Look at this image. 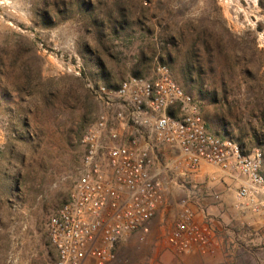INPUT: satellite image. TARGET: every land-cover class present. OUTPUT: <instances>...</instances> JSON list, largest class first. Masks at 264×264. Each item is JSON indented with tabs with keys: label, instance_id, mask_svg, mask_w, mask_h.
<instances>
[{
	"label": "rangeland",
	"instance_id": "obj_1",
	"mask_svg": "<svg viewBox=\"0 0 264 264\" xmlns=\"http://www.w3.org/2000/svg\"><path fill=\"white\" fill-rule=\"evenodd\" d=\"M157 64L211 132L262 152L264 172V0H0V264L55 260L47 222L102 109L88 83L115 87ZM213 172L190 183L215 192ZM182 196L172 184L149 231L126 241V264H264V228L232 221L212 254L167 245Z\"/></svg>",
	"mask_w": 264,
	"mask_h": 264
},
{
	"label": "built area",
	"instance_id": "obj_2",
	"mask_svg": "<svg viewBox=\"0 0 264 264\" xmlns=\"http://www.w3.org/2000/svg\"><path fill=\"white\" fill-rule=\"evenodd\" d=\"M88 87L102 109L81 135L77 179L47 222L53 264H126L123 244L149 231L177 183L183 196L167 245L178 253H214L216 235L201 201L220 194L190 183L208 169L229 179L236 211L264 222L262 152L243 153L234 140L211 132L167 66L115 87Z\"/></svg>",
	"mask_w": 264,
	"mask_h": 264
},
{
	"label": "crops",
	"instance_id": "obj_3",
	"mask_svg": "<svg viewBox=\"0 0 264 264\" xmlns=\"http://www.w3.org/2000/svg\"><path fill=\"white\" fill-rule=\"evenodd\" d=\"M263 170V169H262ZM206 175H204L202 178H204ZM229 179L223 177V175L216 170V184H217V190L216 193H219V199H216V204H212L211 196H206L201 201V206L205 210L206 214L208 215V223L209 225L214 229L215 235H216V244L217 248L220 247L222 243V237H221V228L224 229L227 226H224L228 224V222L232 221L233 223H230V225H245L249 226L253 229H263L264 228V222L260 221L259 219H256L250 214H240L238 211H236L233 208V197L234 192L233 188H227V185L229 184ZM211 215L216 216L213 218ZM223 225V227H221ZM134 233L133 235H135ZM131 235V236H133ZM130 236V237H131ZM128 244L125 242L122 247V253L127 256L129 253ZM128 257V256H127Z\"/></svg>",
	"mask_w": 264,
	"mask_h": 264
},
{
	"label": "trees",
	"instance_id": "obj_4",
	"mask_svg": "<svg viewBox=\"0 0 264 264\" xmlns=\"http://www.w3.org/2000/svg\"><path fill=\"white\" fill-rule=\"evenodd\" d=\"M139 76V75H138ZM243 152V151H242ZM244 153V152H243Z\"/></svg>",
	"mask_w": 264,
	"mask_h": 264
}]
</instances>
